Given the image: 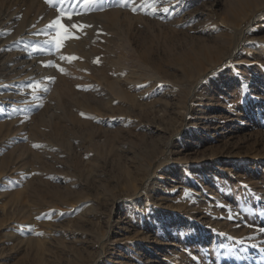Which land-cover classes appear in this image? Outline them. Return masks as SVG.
Here are the masks:
<instances>
[{
    "label": "rangeland",
    "instance_id": "rangeland-1",
    "mask_svg": "<svg viewBox=\"0 0 264 264\" xmlns=\"http://www.w3.org/2000/svg\"><path fill=\"white\" fill-rule=\"evenodd\" d=\"M0 264H264V0H0Z\"/></svg>",
    "mask_w": 264,
    "mask_h": 264
},
{
    "label": "bare ground",
    "instance_id": "bare-ground-1",
    "mask_svg": "<svg viewBox=\"0 0 264 264\" xmlns=\"http://www.w3.org/2000/svg\"><path fill=\"white\" fill-rule=\"evenodd\" d=\"M98 1V0H97ZM64 11H66L67 13H70L71 14V16H72V18L71 19H68L67 18V16L66 15H63V12ZM63 12H62V14L60 13L58 16V20H60L61 21V23L62 24H64L68 29H71L72 31H73V33L74 32H76L78 29H79V23L76 21V19H78L79 18V16H77V18H75V15L76 14H73V12H68L69 10L66 8L65 10H64ZM116 12H117V10H115ZM114 12V11H113ZM53 15V14H52ZM55 15V14H54ZM90 16H92V15H90ZM95 17V16H94ZM48 18H50L49 16H48ZM89 16L87 17H85L84 19L86 20V23L88 22L87 20H89ZM51 19V18H50ZM56 20H57V18H56ZM55 20V21H56ZM95 21V20H94ZM110 20H108V22H109ZM82 22V21H81ZM84 22V21H83ZM82 22V23H83ZM90 22V21H89ZM113 22V21H112ZM250 20L248 21V22H246V24H245V26H244V28L241 30V31H239V33H238V35H237V37H236V42H235V45H234V47H233V50H232V52H230L229 54H227V57H224V59L226 58H229V57H231L238 49H239V46L243 43V42H245V39H246V30H247V28L248 27H250ZM91 23H93V22H91ZM90 23V24H91ZM53 24V23H52ZM85 24V23H84ZM73 25H75L76 27H73ZM89 25V24H88ZM85 27V29H86V27H88V26H84ZM112 39H109V41H111ZM111 44V43H110ZM127 44V43H126ZM49 47H51V46H49ZM66 47H71L72 48V45H71V43L67 40L65 43H64V46L62 47V48H57L56 46H52V48L51 49H54V51H60V52H62V51H65V48ZM93 48V47H92ZM118 48V47H117ZM66 52V51H65ZM63 53V52H62ZM66 53H68V52H66ZM112 53V52H111ZM63 55V54H62ZM70 55V54H69ZM81 55V54H80ZM84 55V54H83ZM58 56V55H57ZM64 57H66V58H68L67 56H65V53H64V55H63ZM63 56H61L60 55V57H63ZM87 56V55H86ZM71 58V57H70ZM80 59H82V57L80 58ZM111 59V58H110ZM124 59H126L125 58V56H124ZM224 59H222V60H224ZM61 60V63H63L64 61H66L65 59H64V61H63V59H60ZM60 60L58 61L57 60V57H56V63H57V61L58 62H60ZM69 61H71L70 59H68ZM116 60V59H115ZM228 60V59H227ZM84 61V60H83ZM110 61V60H109ZM122 61V60H121ZM124 61H126V60H124ZM66 62H68V61H66ZM128 62V61H127ZM55 63V64H56ZM70 64V63H69ZM225 64V63H224ZM51 65H53L52 63H51ZM75 65V64H74ZM80 65H82V63H80L79 62V66H78V64H76V66H78V67H80ZM114 65H115V63H114ZM117 65V64H116ZM129 65H130V63H129ZM81 68V67H80ZM83 68H84V66H83ZM214 68V69H213ZM218 68V66L215 68V67H212V68H210V69H212L213 71H210V70H208L209 71V73L207 74L208 76L209 75H211L216 69ZM82 69V68H81ZM127 69V68H126ZM127 71H129V70H127ZM113 72V71H112ZM109 73V72H108ZM116 73H120V74H122V71L121 70H117L116 71ZM207 73V72H206ZM102 74V73H101ZM124 74V73H123ZM131 74V73H130ZM137 74V73H136ZM98 75V74H97ZM106 75V76H105ZM105 75H102L103 76V81L105 82V85L109 88V90L110 91H112V92H116L117 94H119L120 96H122V94H123V91H121V88L119 87L120 85V80H119V78L117 77V78H115V79H111V78H109V75L106 73ZM115 75H117V74H115ZM202 75V74H201ZM205 75V74H204ZM101 76V75H100ZM124 76V75H123ZM133 77V76H132ZM135 77V76H134ZM202 78H203V75L197 80V82L194 84V85H192V89L196 86V84L199 82V81H201L202 80ZM125 79V78H124ZM204 79V78H203ZM101 80V79H100ZM138 80V79H137ZM131 81V80H130ZM139 81V80H138ZM128 82V81H127ZM126 82V83H127ZM200 83V82H199ZM201 84V83H200ZM198 88V87H197ZM191 89V90H192ZM107 90V89H106ZM58 91V90H57ZM109 91V92H110ZM104 92V91H103ZM106 92V91H105ZM108 92V93H109ZM57 93H59V91L57 92ZM102 93V92H101ZM193 93V92H192ZM71 94V93H70ZM69 94V95H70ZM84 94V93H83ZM103 94V93H102ZM105 94V93H104ZM107 94V93H106ZM105 94V95H106ZM62 95V94H61ZM65 95V94H64ZM87 95V94H86ZM195 95V94H194ZM72 96V95H71ZM89 96V95H88ZM63 97V96H62ZM65 97V96H64ZM127 97H129V99L131 98V96L129 95V94H127ZM68 98V97H67ZM72 99V98H71ZM74 99V98H73ZM72 99V100H73ZM77 100V99H76ZM63 101V100H62ZM75 101V100H74ZM73 102V101H72ZM72 102H69V104L70 103H72ZM110 102V101H109ZM60 103V102H59ZM67 103V102H66ZM75 103V102H74ZM86 103V102H85ZM96 103V102H95ZM68 104V103H67ZM68 104V105H69ZM73 106V105H72ZM74 106H76V105H74ZM83 106V105H82ZM81 106V107H82ZM68 107V106H67ZM80 107V108H81ZM70 109V108H69ZM71 109H72V107H71ZM191 109V108H190ZM189 110V109H188ZM87 112V111H86ZM188 112H191V111H188ZM187 116V115H186ZM186 119V118H185ZM89 123V122H88ZM4 125H6V124H4ZM52 134V133H51ZM50 134V135H51ZM169 144V143H168ZM137 196V195H136ZM138 197V196H137ZM121 201H115L114 202V206L115 205H117V204H119Z\"/></svg>",
    "mask_w": 264,
    "mask_h": 264
},
{
    "label": "snow or ice",
    "instance_id": "snow-or-ice-1",
    "mask_svg": "<svg viewBox=\"0 0 264 264\" xmlns=\"http://www.w3.org/2000/svg\"><path fill=\"white\" fill-rule=\"evenodd\" d=\"M46 3H51L52 0H45ZM77 3H80V0H76ZM122 3H125V0H121ZM127 3H131L132 0H126ZM84 5L87 6H92L95 5L97 3V0H83ZM134 12L136 11L135 8L132 9ZM165 12L168 11V9H164ZM63 15H66L68 19H71L72 16L70 13L67 12H63ZM53 27L57 28V31L55 33L54 36V43L56 45V47L62 48L64 46V43L67 40H70L73 38L72 34L70 33L69 29L61 23L60 20H56ZM73 27H76L75 25H73ZM61 59H74V58H66V57H61ZM61 72L64 71L63 68L59 69ZM38 147V146H37ZM39 235H42V233H38Z\"/></svg>",
    "mask_w": 264,
    "mask_h": 264
}]
</instances>
